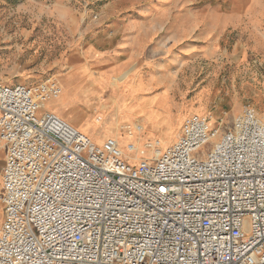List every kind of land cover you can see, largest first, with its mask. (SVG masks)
<instances>
[{
    "label": "built area",
    "instance_id": "obj_1",
    "mask_svg": "<svg viewBox=\"0 0 264 264\" xmlns=\"http://www.w3.org/2000/svg\"><path fill=\"white\" fill-rule=\"evenodd\" d=\"M60 93L53 79L0 82V264H264L254 107L230 123L192 114L131 163L43 106Z\"/></svg>",
    "mask_w": 264,
    "mask_h": 264
},
{
    "label": "rangeland",
    "instance_id": "obj_2",
    "mask_svg": "<svg viewBox=\"0 0 264 264\" xmlns=\"http://www.w3.org/2000/svg\"><path fill=\"white\" fill-rule=\"evenodd\" d=\"M139 34L138 51L150 65L132 58ZM172 39L178 78L166 74L162 82L172 85L185 118L149 126L133 110L132 86L165 63H158L160 48ZM47 79L61 88L47 110L98 143L116 138L126 157L136 155L129 143L145 148L139 160L153 154L156 141L174 143L192 114L230 123L250 105L264 118V0H0V82ZM138 123L145 130L131 138L126 127ZM4 155L0 148V170Z\"/></svg>",
    "mask_w": 264,
    "mask_h": 264
},
{
    "label": "crops",
    "instance_id": "obj_3",
    "mask_svg": "<svg viewBox=\"0 0 264 264\" xmlns=\"http://www.w3.org/2000/svg\"><path fill=\"white\" fill-rule=\"evenodd\" d=\"M145 30L146 27H142V32H144ZM140 38L141 34H139L137 37H134L132 40V58L134 61L142 60L143 63H149L150 65V59H147L146 57L141 59V55L138 51L139 49L137 47L139 45L137 44H139ZM191 48H193V46ZM168 52L172 56L168 57ZM159 54L161 55L159 56L158 63L163 61H165V63H161L159 66L155 67L152 72L150 71L149 74L142 78L141 83L139 77L135 79L132 86L133 95L130 100L133 99V110L142 112L141 115L149 126H152L151 120H155V124L158 121L162 122L159 126L164 128L167 126V122H170L172 124L174 122L177 124L178 120L181 122L183 118H185L183 117L184 107L182 105H179L176 98L174 97V95L176 94L173 90L172 85L168 83L164 84L162 82V77L166 74H174L176 76L174 78V81L176 80V78H178V42L176 41V39L165 42L164 45H162V47L160 48ZM128 72L129 71H127L125 74V82L127 88L130 81V79L128 78ZM127 91V89L126 91L123 89L124 96L126 95ZM142 125L145 127L144 124ZM4 162L5 155L3 158V164Z\"/></svg>",
    "mask_w": 264,
    "mask_h": 264
},
{
    "label": "bare ground",
    "instance_id": "obj_4",
    "mask_svg": "<svg viewBox=\"0 0 264 264\" xmlns=\"http://www.w3.org/2000/svg\"><path fill=\"white\" fill-rule=\"evenodd\" d=\"M115 102H116V100H114V101H112L111 102V106H113L114 104H115ZM114 116H115V119H116V121L118 120V113H115V111H114ZM101 121V117L99 118V119H96V122H100ZM71 124V123H70ZM72 125V124H71ZM74 126V125H73ZM75 127V126H74ZM126 126H123V128H125ZM76 129H78L77 127H75ZM128 129V134L130 135V137L131 138H133L134 136H136L137 137V134H139V133H143L144 132V130H145V128H144V126L143 125H141V124H134V125H128L127 127H126V130ZM79 130V129H78ZM80 131V130H79ZM82 132V131H81ZM82 133H84V132H82ZM85 134V133H84ZM87 135V134H86ZM89 136V135H88ZM91 139H92V141H94V139L92 138V137H90ZM108 139V138H107ZM116 142H117V144H118V146L120 147V149H121V151H122V154H123V156L125 157V158H127L128 159V161H130L131 163H135V162H138L139 161V156L138 155H140V154H144V155H148V153L145 151V150H143V149H145V148H142V149H140V148H138L137 146H136V144H134V143H129L128 145H127V149H128V152H130V151H135L136 152V155L135 156H129V157H126L125 156V153L123 152V149L121 148V145H120V142L116 139V138H113ZM95 143H97V144H102V143H98V142H96V141H94ZM154 145H157V149L156 150H158V149H163L165 146H164V144L161 146V144H160V142L159 141H156L155 142V144ZM154 145H150V147H155ZM145 147V146H144ZM149 151V150H148ZM153 151L151 150L150 151V154L152 153Z\"/></svg>",
    "mask_w": 264,
    "mask_h": 264
}]
</instances>
